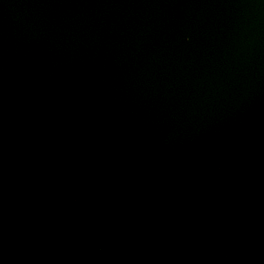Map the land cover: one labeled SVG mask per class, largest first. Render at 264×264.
Masks as SVG:
<instances>
[{
	"label": "water",
	"instance_id": "water-1",
	"mask_svg": "<svg viewBox=\"0 0 264 264\" xmlns=\"http://www.w3.org/2000/svg\"><path fill=\"white\" fill-rule=\"evenodd\" d=\"M0 264H264V0H0Z\"/></svg>",
	"mask_w": 264,
	"mask_h": 264
}]
</instances>
